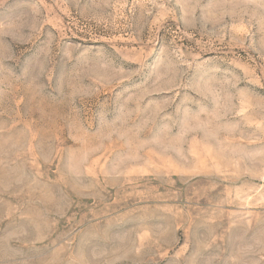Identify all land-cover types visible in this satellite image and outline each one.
Masks as SVG:
<instances>
[{"label":"rangeland","instance_id":"374dc122","mask_svg":"<svg viewBox=\"0 0 264 264\" xmlns=\"http://www.w3.org/2000/svg\"><path fill=\"white\" fill-rule=\"evenodd\" d=\"M0 264H264V0H0Z\"/></svg>","mask_w":264,"mask_h":264}]
</instances>
